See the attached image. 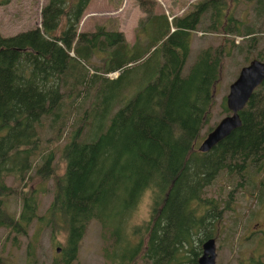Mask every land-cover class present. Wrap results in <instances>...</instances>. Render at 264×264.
<instances>
[{
	"label": "trees",
	"instance_id": "obj_1",
	"mask_svg": "<svg viewBox=\"0 0 264 264\" xmlns=\"http://www.w3.org/2000/svg\"><path fill=\"white\" fill-rule=\"evenodd\" d=\"M233 1L197 0L182 14L169 17L151 10L153 0H138L148 16L137 23L145 29L147 22L149 33L141 40L135 36L131 44L119 29L98 25L91 31L78 30L88 0H46L39 25L0 33V226L27 235L30 221L38 222L27 239L29 260L35 235L47 231L53 242L57 233L64 234L60 257L51 264H70L86 226L96 220L107 264H196L201 241L215 238L222 217L221 207L203 188L220 172L239 179L264 159V78L238 111L239 126L208 151H198L199 142L195 145L210 117L223 58L241 52L243 40L235 43L233 36H223L217 45L199 49L189 69L180 73L190 32L203 19L204 31L242 39L254 32L253 25L243 24L236 14ZM256 2L261 17L264 0ZM255 58L264 60L259 54ZM148 60L147 81L107 123L104 116L111 106L106 102L93 138L81 140L89 136L81 133L90 124L87 114L75 120L58 151L63 167L57 171L54 152L45 144L60 135L70 115L61 102L79 95L76 86L85 81L82 63L92 66V61L96 70L89 82L110 85ZM115 70L116 76H106ZM73 72L83 73L79 76L84 79L74 78ZM45 121L49 136L43 134ZM9 175L20 186H9ZM33 176L39 186L52 182L51 199L40 213L37 199L44 190L30 183L24 190V181ZM148 185L158 189L151 219L129 229L128 220ZM12 193L20 197L17 215L4 202ZM251 264L264 262L253 259Z\"/></svg>",
	"mask_w": 264,
	"mask_h": 264
},
{
	"label": "rangeland",
	"instance_id": "obj_2",
	"mask_svg": "<svg viewBox=\"0 0 264 264\" xmlns=\"http://www.w3.org/2000/svg\"><path fill=\"white\" fill-rule=\"evenodd\" d=\"M46 0H9L0 3V33L3 35L12 34L19 30L39 25L40 7ZM197 0H153L151 10L154 12H163L169 17L171 15H180ZM230 0H227V4ZM236 14L240 16L243 24L253 25L251 36L222 34L218 31H204L202 26H206V20L203 19L197 24V28L190 32L189 50L181 67V74H184L193 63L197 52L207 45L215 46L221 38L233 36L234 42L242 41L243 49L241 52L233 51L230 55H225L222 62V69L219 81L214 88V104L211 107L210 117L199 133L196 144L200 142L208 127H212L228 111L224 110V96L228 89V84L237 75L239 67L244 65L249 59L256 55L264 57V15L257 16L258 6L256 0H234ZM264 14V13H263ZM148 13L144 12L138 0H88L82 15L78 22V30L91 31L96 26L101 25L106 29H119L122 31L125 40L131 44L135 36L141 40L148 36L149 28L147 22L145 29L137 23L138 18L142 17L144 21ZM240 27V26H239ZM202 29V30H201ZM253 44L251 45V39ZM250 39V40H249ZM150 60L136 67V72L121 75L116 84L108 85L105 81L93 80L89 82V76L94 73L92 66L82 63L83 71L73 72L72 76L77 79L80 74L85 76L84 83H79L76 87L79 89V95L71 94L63 99L61 107L70 111L67 121L63 123L60 129V135L52 138L45 144L46 148H52L54 152V163L57 171H61L63 163L59 158V149L67 137L69 131L75 126L77 118L89 119L90 124L83 128V137L81 140H89L97 133L100 128L101 116L106 110V102L111 106L105 114L106 122L109 116L123 104L133 92L141 87L146 81L144 67L149 65ZM94 62L97 59L94 58ZM80 63V64H81ZM147 71V68H146ZM97 70V73H100ZM117 70L105 73L108 78H113ZM104 74V73H103ZM78 75V76H77ZM85 84H88L87 92L84 93ZM102 90V92H101ZM97 102V104H96ZM94 114L91 118V110ZM100 113V114H99ZM48 121V120H46ZM46 121L43 126V134L49 136L52 133L46 127ZM59 121V119L57 120ZM102 127H105L106 124ZM28 180V179H27ZM24 181L26 185H38V178L32 177L30 182ZM11 187H18L20 184L10 175L5 179ZM41 185L44 191L38 194L37 213L43 212L51 199L52 182L43 181ZM205 196L215 198L218 207H221L222 217L218 222L215 232V262L214 264H251V261L260 259L264 262V159L261 164L249 166L243 175L236 179L225 172H220L213 178L212 182L204 188ZM231 192V194H227ZM7 210L15 215L20 211V197L10 194L5 198ZM38 222L31 220L28 224L27 235H19L6 227L0 226V264H51L55 258H59L64 241V234L57 233L55 242L50 238L47 231L39 232L35 235V249L32 253L33 259L29 260L26 255L27 239L38 228ZM53 242V243H52ZM103 239L100 235L99 223L91 220L85 228L84 234L80 239L79 248L75 258L70 264H107L102 257ZM58 246V251L56 247Z\"/></svg>",
	"mask_w": 264,
	"mask_h": 264
},
{
	"label": "water",
	"instance_id": "obj_3",
	"mask_svg": "<svg viewBox=\"0 0 264 264\" xmlns=\"http://www.w3.org/2000/svg\"><path fill=\"white\" fill-rule=\"evenodd\" d=\"M264 78V60L258 58L249 59L244 65L239 67L237 75L228 84L227 92L224 96V103L228 109L213 126L207 130L200 140L197 149L208 151L214 144L227 136L234 128L239 126L240 118L238 111L247 101L253 88ZM201 251L197 257L196 264H214L215 262V242L214 237L208 236L201 241ZM58 246L56 247V250Z\"/></svg>",
	"mask_w": 264,
	"mask_h": 264
},
{
	"label": "clouds",
	"instance_id": "obj_4",
	"mask_svg": "<svg viewBox=\"0 0 264 264\" xmlns=\"http://www.w3.org/2000/svg\"><path fill=\"white\" fill-rule=\"evenodd\" d=\"M157 193L158 189L154 185H148L142 190L135 210L128 220L129 229L150 221Z\"/></svg>",
	"mask_w": 264,
	"mask_h": 264
},
{
	"label": "bare ground",
	"instance_id": "obj_5",
	"mask_svg": "<svg viewBox=\"0 0 264 264\" xmlns=\"http://www.w3.org/2000/svg\"><path fill=\"white\" fill-rule=\"evenodd\" d=\"M115 75H116V74H115ZM259 84H260V83H259ZM259 84H257V85H259ZM257 85H256V86H257ZM256 86H255V87H256ZM255 87H254V88H255ZM254 88H253V89H254ZM252 91H253V90H252ZM243 106H244V105H243ZM243 106H242V107H243ZM239 118H240V117H239ZM198 151H199V150H198ZM200 152H202V151H200ZM214 242H215V239H214ZM58 250H59V249H57V251H58Z\"/></svg>",
	"mask_w": 264,
	"mask_h": 264
},
{
	"label": "flooded vegetation",
	"instance_id": "obj_6",
	"mask_svg": "<svg viewBox=\"0 0 264 264\" xmlns=\"http://www.w3.org/2000/svg\"><path fill=\"white\" fill-rule=\"evenodd\" d=\"M37 205H38V202H37ZM36 208H37V206H36Z\"/></svg>",
	"mask_w": 264,
	"mask_h": 264
}]
</instances>
